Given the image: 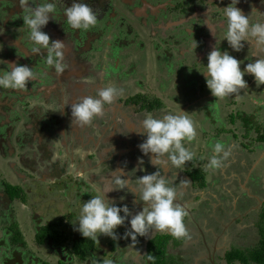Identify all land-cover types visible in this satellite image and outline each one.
Instances as JSON below:
<instances>
[{
  "label": "rangeland",
  "instance_id": "obj_1",
  "mask_svg": "<svg viewBox=\"0 0 264 264\" xmlns=\"http://www.w3.org/2000/svg\"><path fill=\"white\" fill-rule=\"evenodd\" d=\"M11 1L12 0H0V12H2L0 17V71L7 70L8 66L4 61L7 57L10 56V54H12L13 52H20V49L18 47L9 44V42L4 39V33L11 34L15 38H23V42L26 45H30L31 47L33 46L32 42L29 39V29L26 25H24V12L17 13L18 15L14 17V19H11L10 22H7V13L2 11V9L6 8L7 10V8L11 5ZM58 1L61 3V0L53 1L56 5V15L55 19L52 20L54 22H57L55 23L57 27L61 26V29L67 34L68 37L75 40V38L77 37V31L71 28V26L67 23L66 17L63 13V9L69 7V5L66 0H64L62 4H59ZM149 1L158 4L160 0ZM37 2H39V0H37ZM40 2H47V0H40ZM230 3L231 0H220L216 5L220 10L228 6ZM90 6L98 16L100 12V3H98V0H95ZM214 17L216 18V16ZM7 23H9L8 26ZM97 23H100L98 18ZM116 27L117 25H115V28ZM126 28V23L118 27L116 29L117 35L122 33ZM125 33L128 34L127 31H125ZM222 33L223 31L221 32L220 36L224 38L226 32H224V34ZM129 36H131V34ZM129 36L126 38V42L129 40ZM143 37L145 40H141L140 38H138L139 40L134 43L135 45L133 46V48L124 50H121L120 48L119 51L122 52V60H124L125 58H130V60H132L133 56L134 59H136L138 62H141V76H144V78L142 77L144 86L146 85V77H149V75H147V69L150 73L155 74L154 77H156L157 79L159 78L161 82H163V80H166L167 76L169 75L177 79V85L172 86L173 89H175L174 93H176L177 96L181 97L180 105H185L189 102L192 105V109L188 110L184 115L190 118L194 123V127L196 129V139L199 142V147H207L206 157H208V159L205 160L203 169H207L209 171L208 163L211 158L209 150L213 151V145L216 142H221L225 144L226 147L233 146L232 141L234 140V138L227 132L223 133V131L225 132V129L228 128V124L231 125V128L234 127V129H242V127L245 125H247L246 127L254 128V125L250 126L248 125V123L244 122V119H246L244 113V111H247L246 106H249V111H247L248 114L252 112L251 109L253 108L246 100L243 101L245 104L241 102L238 104V106L227 104V101H233L234 99L240 101L242 97L241 94H230L222 98H215L214 96H212L210 90L206 87L205 78H202V74L200 76L199 82L197 81V76L199 75L200 71H203L206 68L207 59L204 60L200 70H196L197 68H194L192 72L191 68L188 67L187 71L179 75V71L177 68H175V65H179L180 62L178 61L179 58L173 55L174 50L170 47H168L167 49L166 46L163 45L161 48L162 50H160L159 52L154 43H164V41L160 39V37H152L154 39L153 43L151 41L152 39L150 38V34H147V30L143 32ZM109 43L110 42H108V44ZM169 44L172 45V42L169 41ZM124 46L125 45H123V48ZM217 46L218 48H221V44L219 42L217 43ZM224 50H228L230 54L232 53V49L230 47L228 49L225 48ZM237 53L239 54L238 58L241 63V68L243 69L242 66L245 64L242 60L247 56L248 50L245 47L243 50ZM89 55L92 54L90 53ZM103 57L104 55L102 52V55L95 57L93 62L97 64L99 63L98 61L102 60ZM169 57L172 58V63H174L173 66L169 68V66L166 64L162 67L163 63L166 62ZM106 59L110 62V58L108 57L107 53ZM199 59L200 58L196 60V56H193V58H191L190 60V63H197ZM128 61L129 60H125L124 64L121 63L119 65L123 71H126V68L131 70V67H129L131 63L128 64ZM149 62H151V65L148 64ZM108 66L109 65H107V69ZM120 74L124 75L125 73L120 72ZM159 74L166 77L160 79L161 76H158ZM150 77L153 78L152 75ZM178 78H180L181 82L178 80ZM155 81L156 80H151V85H154ZM166 84H164V87L161 85L160 87L162 89H166ZM130 89L133 90V88ZM204 91L206 97L203 93ZM124 93H126L125 90ZM12 95H16V93L12 92ZM126 100H128V98ZM175 107H177V105ZM33 108L35 109V107ZM238 111H240V121L236 120ZM211 116L214 117L215 120H211ZM2 117L3 116H1L0 114V120L2 119ZM236 121L237 124L233 126ZM215 122H217V126H215ZM206 124H209V129L205 126ZM259 124L261 126L264 124V112L259 116ZM48 125L53 126L50 123L48 124L47 122H45V125H42V129H45ZM246 129L237 132H244L241 136L243 140H250L252 143L253 141L257 140V138H260V134L258 132ZM1 132H3V127L0 125V264H3L2 260L6 255H9L6 254L3 257L4 252L10 249L8 245L13 234V231L10 230V225L12 223H17L19 230L25 236V241L28 243V246L26 247H18L17 250L23 254V256H20V254L19 256L21 259H24V262L19 261L18 259L17 264H42L43 261L57 263L61 260H69L71 258H73L76 264H105V261H110L111 264H150V259L148 258L149 256L146 257L148 252V243L152 239V237L156 235V233L163 232L150 230L149 234L145 236L137 235L136 238L126 237L124 234L126 230L130 228V223L127 220L125 221L124 225L119 226L115 230L117 232L116 239L103 234H98L96 238V247L94 251L88 255L86 261L81 262L80 260L74 258V256H71L69 251H67L66 249L70 250L71 243L73 242L72 240L81 235L80 232L76 230L78 221H76L75 224L74 221L79 216L83 203L89 200L93 195L100 194L103 190L102 183L94 180H89V175H84V172H82L81 170V168H86L87 170H89L90 167L92 168L91 165L94 164L95 161H92L90 163L91 165H88L86 164L88 159L90 158L86 157L88 152L76 153L75 158H73L75 160L74 163L76 169L73 170V168L70 167L73 163V160L72 158L70 160L71 156L66 150L67 147H65V145L61 141L59 146V158L60 161L65 162L66 166H68L69 169H66V166L62 164L61 166L63 168V175H61L63 178H56L55 176L49 177L52 176V174L48 176L42 173V170L45 169V165H42L37 161L39 159L41 160V158H39V153L41 150L39 149L38 143L32 141V138L35 136V134L31 129L22 128L20 130L21 133L15 135L12 134L11 139H8L7 136L3 137ZM19 137H26V139H28V144L19 141ZM239 144L241 145L243 143L239 142ZM243 145H245V143ZM12 146L16 149V153H11ZM259 148L261 149V151L256 152L253 157L251 155L253 152L251 151L246 153L242 150H238V159L235 163L233 152H231L230 156L223 161L226 172L224 173L222 171L224 167H222V170L218 175L215 174V170L218 168H215L213 172L212 180H214V177L218 176L217 178H215L214 183L218 180L219 182H221V185H215L216 189L214 191L218 196V199H216L218 205L216 208H213L214 210H211V216L208 215V218L212 217L213 219H216L220 215L226 220V218L230 219L232 216L234 217V210L230 209L232 207V203L236 204L239 210L248 209V212L246 213L247 215L244 214L243 217H240V222L237 219H234V221H236V224H243L244 228H241L239 230V227L238 229H236V231H234L233 228H229V232H226V235H222L223 237L220 240L221 242L219 243L220 250L216 252L215 258H213L217 264H227L224 260L227 252L226 247L228 248V250L242 249V247L251 249L258 245L260 239L262 238L261 233L263 232L262 228L264 225H261V221L264 211L260 209V205L257 209L252 210V208L256 207L255 205H257V201L252 194L257 195L259 194V191H264V151L262 152V146ZM1 149L3 151H6V154H4ZM236 149L238 148L236 147ZM24 153L29 156L31 161H34L36 164H38L37 167H34V170L36 172H31L28 167L26 169L24 159L19 158L20 155H23ZM235 153L237 152L234 151V154ZM248 155L251 157L248 158ZM111 156H115V153ZM92 158H96V156H93ZM57 159L58 158H56L55 160ZM115 160L117 162L119 160V157L117 155L115 156ZM115 160H112L113 168L117 165V163H115ZM97 162L99 164L103 163L102 160H99ZM83 163H85L86 165H83ZM120 164L124 171L126 170L127 173L129 170L131 171V169L135 174L138 171L136 167L133 168L129 166L126 160L121 159ZM148 165L149 163H147L145 168H143V171H141L143 175L151 174L157 171L156 168ZM229 165H232L234 169L237 168L239 170V173H237L238 171L227 169ZM48 169L53 168L49 166L46 170ZM103 169L104 168H101L100 170ZM91 170L94 169L92 168ZM139 170H142V168H140ZM174 170H176V167H173L172 171ZM160 171L162 175L165 174V172H162L164 171L163 167L160 168ZM129 173L128 175H131ZM238 174H240V179L238 178L237 180H235L236 177L234 178V180L223 179L229 178L231 176H237ZM77 175H80L83 178H79L80 176L78 177ZM143 175H140L139 177ZM172 176L174 175L172 174ZM21 177H23L24 179ZM138 178H135L134 185L136 184ZM88 180L90 183H88ZM4 182H9L11 184H14L15 186H17V184H20L23 187L22 197L20 199L12 201L10 199V196L5 192L6 186ZM242 183H246V185L244 186ZM107 196L110 200H114V202L118 205H127L132 214H135L136 212L142 210L143 202L136 203V198L131 193L130 195H123L120 198H118L117 194L113 192L111 194L107 193ZM212 201H215V199H212ZM209 203L212 204V202ZM188 205L193 206V204ZM201 205L203 215L207 214L209 209L207 207L203 208V204H200V206ZM121 215H123V213H121ZM61 217L66 218L65 223L61 227V229L63 230L65 236L70 238V242L68 241L63 245L54 246L52 242L47 241L44 245H38L34 237L41 229V227L48 224L49 222H53L52 224H55V222H57L55 220H60ZM130 218L131 217H129V220ZM190 219V222L186 223L187 235L181 238H186L184 244L186 242H189V244L194 243L196 245V248L190 246L186 248L184 252L178 251L179 248L170 250V254L174 256H171V258L167 259V262L165 264H212V257L209 258V256L206 255V252L203 250L204 247H202V241L204 242V238L203 236H198V232L200 230H202V232L206 236L210 234L211 230H209V227L205 222L203 223L202 219L199 216L195 217L193 214ZM258 222L260 224H258ZM191 231L195 232V235H191ZM221 231H223V229L220 230V232ZM210 242L211 244L215 242L214 236H212L210 240L208 239V243ZM1 244L3 245L1 246ZM200 250H202L204 253ZM26 252H29L28 257H26ZM10 255L12 257L14 255V252L12 251ZM235 264L243 263H241L240 261H236Z\"/></svg>",
  "mask_w": 264,
  "mask_h": 264
},
{
  "label": "crops",
  "instance_id": "obj_2",
  "mask_svg": "<svg viewBox=\"0 0 264 264\" xmlns=\"http://www.w3.org/2000/svg\"><path fill=\"white\" fill-rule=\"evenodd\" d=\"M15 1L19 2V0H15ZM138 7L141 8L140 5H138ZM139 8L137 9V12H136L138 16H140L145 11V7H142L141 9ZM154 9L157 10L156 7H154ZM9 19H10V16H8V20ZM55 23L57 22H54L51 19L49 20L48 24L44 27L47 28V33L51 37L52 41L59 40L65 43L64 58L62 61L64 71L60 75H57L54 68H52L51 66L47 64L46 50L45 51L42 50V54H33L30 52L31 46L26 45L23 42V38H15L11 34H6V33L3 34L4 39L7 42H10L9 44L15 45L16 47L20 49L19 53L13 52L16 55H12L10 59L6 58L5 61L6 62L15 61L18 64L27 65L30 68H32L35 76L37 77L34 80V84L32 85V89H31L32 106L37 107V109L41 110L44 108L45 104H47V108L51 109L49 110L51 111L52 114H61V117H63L61 118L58 116L59 119L58 118L56 119V123L59 128L57 129L58 130L57 134L53 133L54 130L52 131L51 129H50L51 130L50 132H47L46 130L48 129L46 128L42 129V126L40 124H37L36 126L34 125L35 128L31 129L32 131L33 130L36 131V136L38 140L37 143H38L39 149L41 150V154L39 158L44 160L43 164H45L46 168L50 166L54 169V170L48 169L46 171L42 170V173H44L45 175L51 173L52 176H49V177L55 176L56 178H63L62 177L63 168L61 165L64 164V166H66V164L63 161H60V158H59V146H60L61 141L63 142L65 147H67L66 150L68 151V154H70L71 156L70 160L71 158L73 160L72 161L73 163L70 166L73 168V170L76 169V166L74 163L75 160L73 159L75 158L76 153L88 152V154H91L95 152L96 149L88 148L89 146L87 144V142L88 143L94 142V144L100 145L99 148H102V150L98 151L96 158H92L93 156H89L88 154L87 155L85 154L87 158L90 157L86 164L89 165L92 161L93 162L95 161V163L92 165L90 164L94 170H91L92 169L91 167L89 168V170L91 171L87 170L86 168H81L82 172H84V175L88 174L90 175L89 180H94L99 183H102L103 180L108 179V177L111 175V172L117 169V166H118V169L122 168L120 161L121 159H123V160H126L129 166L133 168L136 167V169H138L136 174L134 173L133 175V173H131V175H128L125 173L126 176H124V178L126 179H131V183L134 186L135 178H138L140 175H143L141 171H143V168H145L146 164L149 163L151 167L153 166L149 162V156L151 154L144 155L139 148V144L142 143L146 139L145 135H141L136 131V130H139L140 121L149 115H153L159 118L162 114L167 113V112H171L174 114L182 113L184 115L188 110L192 109V105L190 102L185 105L184 104L180 105L181 97L177 96V94L174 93L175 89H173L172 87L173 85H175L173 83L174 78L167 77L166 80H163V82H161L159 78L157 79L156 77H154L153 76L154 74L150 73L148 69H147V75H149V77H146L145 86H144V82L134 84L135 81H131L130 83L128 81L120 82L116 78L108 77L107 76L108 74L107 66L102 65V67H100L98 66L99 64L98 65L94 64L95 62L90 61L88 59L87 54L81 56V52L83 50L79 51L77 49V46H75L73 43L69 44L68 43L69 39H67V37L63 35V30L61 29V26L57 27ZM130 34L131 36H129ZM133 34L134 33L130 31L128 32V34H125L123 36V38H127L129 36V40L124 44L125 46L123 50L133 48V46L135 45L134 43L139 40L138 38H135L136 35H134V38H133ZM156 35L157 33L154 34V36ZM249 53L251 54L252 62L254 61V58L264 57V50L257 49L255 46H253L249 50ZM182 55H184L182 58H186L187 52L184 50ZM198 56L200 59L199 61H197V63H193V64L190 63L193 67V70L194 68H197L196 70L201 69V66L204 62V58L206 57V54L205 52L201 51L198 53ZM125 60H129L128 64L131 63L130 58L125 59ZM178 61L180 62L181 59H179ZM168 62H172V61H168ZM122 63L124 64V61ZM148 64L151 65V62H149ZM170 66H172V64ZM245 66L246 64L243 65L242 67L244 68ZM138 68H140V66H138ZM133 69L135 68L131 66V70ZM140 73H142V71H140ZM78 75L81 77L82 75H85V77L88 76L86 78L84 77V81H86L85 86L79 85L81 86L80 91L78 87L73 86L75 83L74 78L75 76H78ZM151 75L153 78L150 77ZM68 78L71 81L70 84L68 83L66 84L64 81ZM199 79H200V75L197 76L198 82H199ZM244 79L248 82V87L234 94H245V95H248L249 97H254V99H258L259 101L262 98H264V85H260V86L256 85L254 77L250 74H246L244 76ZM151 80H156L155 84L154 85L152 84L153 88H151V83H150ZM178 80L181 81L180 78H178ZM164 84H166V89H162L160 87V85L164 87ZM101 86L116 87L120 89V94L118 98L111 105L105 104L106 106L104 105L103 114L95 116L93 120L90 121L88 124H78L74 120L72 121V116L70 114V111L68 110L69 109L68 100H70V98L73 97L72 93H74V91L75 92L86 91L87 94H91L92 96H95L97 89ZM129 86H131L130 88H133V90L131 92H126L127 94L124 93L123 89ZM26 92L27 94H29L28 91ZM203 93L205 94V91ZM138 94H145L147 96H150V95L155 96L157 98L156 100L160 99L162 101V105L153 111H150L146 108H142L144 107V105L141 102H136L132 100L134 97H136V95L138 96ZM205 97H206V94H205ZM127 98L128 100H126ZM235 101L239 102V100L233 101V104L237 105ZM227 104L233 105L232 101H227ZM176 105L177 107H175ZM4 110L5 109L1 106V101H0V113L1 112L3 113ZM261 110L263 113L264 112L263 108L260 109L259 111L256 108L254 112L258 113ZM211 120H215V118L211 116ZM35 121L38 122L40 120L37 118V120ZM215 123H216L215 126H217V122ZM235 125L236 124L234 123L233 126ZM205 126L209 129V124L208 125L206 124ZM262 126H264V124ZM95 127L96 128L98 127L101 130H98L99 132H96ZM208 129H207V132H208ZM225 130L226 131L225 132L223 131V133L227 132L234 138V140L232 141L233 146H234L233 151H232L233 157H234V163L237 162V159H238V153H239L238 150H242L246 153L251 151L253 152L251 154L252 157L254 156V154H256V152L261 151L259 147L262 146L263 147L262 152L264 151L263 141L255 140L251 143L250 140H243L240 135L241 133H237L240 130V128L234 129V127L231 128V125L228 124V128ZM87 137L90 139L91 142L87 139ZM79 138L82 139L83 141L82 144H84V146H88L86 147V149H83V147L80 148L81 145L76 142V141L79 142L78 140ZM102 140H105V143L102 142ZM110 142H113L116 148L119 149L115 153V156L117 155L119 157V160L117 162L115 160V156H113L112 157L113 160H115V163H117L114 170L107 172L105 175H100L101 173L99 174V172H100L101 164H99L97 161L106 160V156H108V159H110L111 156L108 155V152L110 150H114L113 146L107 145V143H110ZM239 142L243 144L245 143V145L243 144L240 145ZM183 143L185 144V147L193 153V156L198 159V162H196L195 164V168L197 170L203 171L204 170L203 164L205 160L208 159V157H206L207 147L206 148L204 146L199 147V142L196 138L192 142L184 141ZM236 147L238 149H236ZM234 151L237 153L234 154ZM12 152L14 153L17 152L13 146H12ZM212 152L213 151L209 150L210 156H212ZM105 154L107 155L104 157ZM249 157L251 156L248 155V158ZM56 158H58L59 160L58 159L55 160ZM141 158L143 159V164L140 163ZM86 164L83 163V165H86ZM153 167L156 168L155 166ZM161 167L163 166H160V168ZM173 167L174 166L170 165L169 163V166L167 168L163 167L164 171L162 172H165L164 175H166L170 181H174L175 185L178 188H180L184 180H187V186L181 189V192L178 198L180 205L184 209L187 208L189 211L188 213L185 210L187 212L186 213L187 215L186 223L190 222L191 220L190 217L193 216V214L195 217L199 216L202 219L203 223L204 222L206 223V225L209 227V230H211L210 234L206 236L202 232V230H200L198 232V236L200 235L201 237L203 236L204 238V242L202 241V247H204L203 250L206 252V255H208L209 258L211 257L215 258L216 252L220 250L219 243L221 242L220 240L223 237L222 235H226L227 234L226 232H229V228L231 229L233 228L234 231H236V229H238L239 227H240L239 230L241 228H244L243 224L239 225V224L234 223L236 222L234 221V219H237L240 222L241 221L240 217H243V215L248 212V209L239 210L237 205L232 203V207L230 209L234 210V217L232 216L230 219L226 218V220L220 215L216 219H213L212 217L208 218V215L211 216V210H214L213 208H216L218 205L217 200H216L218 199V196L216 195L214 191L216 189L215 185H221V182H219L218 180L214 183L215 178H217L218 176L214 177L213 178L214 180H212L213 172L215 169L209 168V171L207 169L204 170L206 173L204 177L205 184L201 186V183H202L201 180H196L193 178L194 175H192L191 173L192 169L189 167L188 163H185L184 165H182L180 169L176 168V170L174 171H172ZM222 167H224V164H222L220 168L215 170L216 175L220 173V171L222 170ZM65 168L69 169L68 166H66ZM140 168H142V170H139ZM227 169L238 171L237 173H239V170L237 168L234 169L232 165L231 166L229 165ZM222 171L224 173L226 172L225 167ZM172 174L174 176H172ZM77 176L79 177L80 175H77ZM79 178H83V177L80 176ZM234 178L235 180H237L238 178L240 179V174H238L237 176H231L229 178H223V179L224 180H234ZM242 184L244 186L246 185V183H242ZM11 185H14V184H11ZM17 186L22 187L20 184H17ZM109 193L111 194L112 192H109ZM113 193L117 194L118 198L126 194L130 195V192H128L126 189L114 190ZM252 195L255 197V200L257 201V205H255L256 207H253L252 210L257 209L258 206L260 205V209L264 211V207H263L264 206V191L262 192L259 191V194L257 195L252 194ZM212 199H215V201H212ZM209 202H212V204H210ZM188 204H193V206H190ZM200 204H203V208L207 207L209 209L207 214L203 215L202 205L200 206ZM186 223H185V226L187 225ZM258 224L260 223L258 222ZM220 228H222L223 231L220 232V230H222ZM192 231H191V235H195V232H192ZM162 234L169 236L168 251H167V255L169 258H171V256H174L170 254V250L172 249L175 250L176 248H179L178 251L184 252V250L190 246L193 248H196V245L194 243L189 244V242H186L184 244L186 238H175L167 231L163 233L158 232L156 233L154 237L158 235H162ZM212 236H214V239H215V242L213 244H211V242L208 243V239L210 240ZM226 250L228 251L227 247H226Z\"/></svg>",
  "mask_w": 264,
  "mask_h": 264
},
{
  "label": "clouds",
  "instance_id": "obj_3",
  "mask_svg": "<svg viewBox=\"0 0 264 264\" xmlns=\"http://www.w3.org/2000/svg\"><path fill=\"white\" fill-rule=\"evenodd\" d=\"M239 2L240 0H231V3L223 8L225 19L218 24L211 21L204 24L214 37H217V27L223 28L226 24L224 40L226 39L233 51L243 50L246 43L264 50V21L257 19L255 23H250L249 15L237 7ZM19 4L25 13L23 21L29 29V39L33 45L30 52L42 54V50H46L47 64L54 68L57 75L62 74L65 43L59 40L50 42L49 34L42 30L50 19H55V3L53 0L47 2L19 0ZM209 11L210 9H207V15ZM63 13L67 23L75 30H87L97 23V13L84 0H73L70 7L63 9ZM197 46L198 42L194 39L191 48L196 49ZM4 62L8 68L0 71V87L23 91L30 81L37 78L32 68L27 65L15 61ZM200 73L204 76L212 96L222 98L248 87V82L244 79L246 74L254 77L256 85H264V57L254 58L253 62L247 63L242 69L239 59L228 50L214 46L207 55L206 68ZM119 94L120 89L116 87L101 86L95 96L84 95L78 98V102L71 105L72 121L88 124L94 116L102 115L104 105H111ZM136 131L146 136L139 144V148L144 155L151 154L149 162L157 171L139 177L134 186L131 179L124 178L123 168L111 172L108 179L102 181L104 184L102 192L83 203L80 214L74 221V224L78 221L76 230L83 237L96 239L98 234H103L116 239L115 230L124 225L126 220L130 223V228L124 234L126 237L145 236L150 230L167 231L175 238L187 235L184 223L186 212L178 199L181 189L187 186V180L178 188L174 181L161 174L160 166L167 168L170 163L180 169L193 159V153L183 142H191L196 138L194 123L182 113L167 112L159 118L153 115L146 116L140 121L139 130ZM232 147L234 146L226 147L225 144L216 142L208 167L220 168L223 161L230 156ZM140 163L143 164L142 158ZM123 189L135 196L136 203L143 202L142 210L132 214L127 205H118L108 198L107 193ZM105 264L111 262L105 261Z\"/></svg>",
  "mask_w": 264,
  "mask_h": 264
},
{
  "label": "flooded vegetation",
  "instance_id": "obj_4",
  "mask_svg": "<svg viewBox=\"0 0 264 264\" xmlns=\"http://www.w3.org/2000/svg\"><path fill=\"white\" fill-rule=\"evenodd\" d=\"M63 1H61V3L58 1V3L62 4ZM66 1L69 7L73 3V0H66ZM94 1L95 0H84V2L88 3L89 5H91ZM219 1L220 0H160L158 4H155L149 0H98V3H100V12L97 18L100 23H96L93 27L87 30H84V29L76 30L77 37L75 38V40L68 37L64 31H63V35L67 37V39H69L68 41L69 44L73 43L75 46H77V49L79 51L83 50L81 52V56L88 53L87 57L90 61H93L94 58L97 56H101L103 52L104 57L102 58V60L98 61L99 63H97V65L99 64L98 66L100 67H102V65H106V66L109 65L107 69L108 77L116 78L120 82L128 81L130 83L131 81H135L134 84H136V83H143V80L141 77L144 78V76L143 75L141 76V73H140V71H142L141 62H138L132 56L131 65H129V67L132 66L135 69L130 70L126 68L125 69L126 71H123L119 65L123 61H125V59L127 58L122 60V52L119 50L120 48L123 50V45L124 43H126V38H123V36L126 34L125 31L134 32L135 30L136 32L135 38H140L141 40H145L143 37V32L147 30V34H150L151 39L152 37L154 38L160 37V39L164 41V43L157 44V43H154L153 42L154 39H152L151 41L154 43L156 48H159V46L162 47L163 45H165L167 49L168 47H170L174 50L173 55L181 59L180 64L175 65V68L178 69L179 75H180L184 73L185 71H187L188 67L191 68L193 72V67L190 64V60L191 58H193V56H196V60H198L199 52L201 51L205 52L206 57L204 58V60H206L207 55L212 50V48L214 46L218 47L217 46L218 42L221 44V50H224L225 48L226 49L229 48L226 39L224 40V38L220 36L222 31H223L222 34H224V32L227 31L226 24L223 28L217 27V30H216L217 37H214L210 33L207 25L204 24L209 21H211L214 24H218L221 20L225 19L224 14H223V9L219 10L218 6L216 5ZM138 5H140L141 8L145 7V11L140 16H138L136 13L137 9L139 8ZM154 7H156L157 10H155ZM237 7L241 8L242 11L246 15L247 14L249 15L250 23H255L257 19L264 21V0H240ZM207 9H210L208 15H207ZM2 11L7 13L6 18L10 16V19L7 20V22H10L11 19H14V17L18 15L17 13L23 12V9L21 8L19 2L12 0L11 5L7 8V10L5 8V9H2ZM1 14L2 12H0V15ZM214 16H216V18ZM125 23L127 24V28L122 33L117 35L116 29ZM7 25H9V23H7ZM115 25H117L116 28H115ZM189 28L191 29L188 30ZM42 30L47 33L46 27H43ZM156 33L157 35L154 36V34ZM194 39L198 42V46L196 49L191 48V44ZM50 41L52 40L50 39ZM169 41L172 42V45L169 44ZM108 42L110 43L108 44ZM253 46L255 45L249 46L247 45V43L245 44V47L248 50V54L242 60L244 64L252 62V57H251V54L249 53V50ZM184 50L187 52L186 58H182L184 56L182 55ZM90 53L92 55H89ZM106 53L108 54V57L110 58V62L107 61L106 59ZM12 55H16V54L12 53L7 58L10 59ZM231 55L239 59L238 58L239 54L237 52H233V50H232ZM168 61H172V58L169 57V59H167L166 62L163 63L162 67L165 66L166 64L169 66V68L172 67L174 63L168 62ZM171 64L172 66H170ZM138 66H140V68H138ZM120 72L125 73V74L122 75L120 74ZM199 75L201 76V73H199ZM158 76H161L160 79L166 77V76L164 77L161 74H159ZM84 77L85 75H82V77L78 75V76H75L74 78L75 83L73 86L78 87L79 91L82 85L85 86L86 81H84ZM202 77L204 76L202 75ZM170 78H173V77L170 76ZM64 81L66 84L71 83L69 78ZM173 83L177 85V79L174 78ZM33 84H34V80L30 81L26 89L23 91L0 87L1 106L5 109L3 113L2 112L0 113L1 116H3L2 119L0 120V125L3 127V132H1L3 137L7 136L8 139H11L12 134L14 135L20 134L21 133L20 130L22 128L34 129L35 128L34 125L36 126L37 124H40L42 126V125H45V122L53 125V126L48 125L46 127V129H48L46 130L47 132L54 130L53 133H56V134L58 133L57 129L59 128L57 126L56 119L57 118L59 119V117H61V114H52L50 111L51 109L47 108V104H45L44 108L41 110L37 109V107H35V109L33 108L34 106H32V95H31V89H32ZM130 87L131 86L126 87L123 90H125L126 92H131L132 90L130 89ZM26 91H28L29 94H27ZM79 91L77 92L74 91V93H72L73 97H71L70 100H68V105H69L68 110L70 111V114H71V105L72 103L78 102V98L84 95L92 96L91 94H87L86 91H82V92H79ZM12 92H15L16 95H12ZM241 95H242L241 100L239 102L235 101L237 105L233 104V101L237 99H234L233 101L231 100L232 104L238 106L239 103L241 102L244 103L243 101L245 100L248 101L249 104L253 108L251 109L252 112L250 114L247 113V111H249V106H246L247 111H244V110L242 111H244L245 117H249L253 123L259 124V116L261 115L262 110L258 113L254 112V110L256 108L258 111L262 108L264 109V98H262L259 101L258 99H254V97H249L248 95H245V94H241ZM150 96H147L145 94H138L137 97L142 98V99L147 98L148 100L157 99L155 96H151V97ZM256 101H259V102H256ZM239 112L240 111H238V116L236 119L237 121H240ZM37 118L40 121L38 122L35 121L37 120ZM237 121L235 124H237ZM251 124L252 123H250V125ZM248 128L249 127H246L245 125L240 130L246 129V130L255 131L253 130L252 127L249 129ZM95 129H96V132H99L98 130H101L98 127L97 128L95 127ZM32 132H34L35 134V136L32 138V141L38 142L36 131L33 130ZM243 133H241L240 135L242 136ZM87 139L90 141L88 137ZM78 140L79 142L78 141L76 142L81 145L80 148L83 147V149H86V147L89 146L88 148L96 149L95 152L89 154V156H96L98 154V151L102 150V148H99L100 145H96L94 144V142L93 143L87 142L88 146H84V144H82L83 142L82 139L79 138ZM19 141H21L22 143L28 144L27 143L28 139H26V137L25 138L19 137ZM102 142L105 143V140H102ZM107 145L114 147V150H110L108 152L109 156H111L112 154L116 153L117 150H119L116 148L113 142L107 143ZM2 152L6 154V151L2 150ZM11 153L13 154L14 152H12L11 150ZM39 154H41V151ZM106 155L107 154H105L104 157ZM112 157L113 156H111L110 159H108V156H106V160L102 161L103 163L101 164L100 169L101 168H104V169L100 170L99 172V174L101 173L100 175H105L107 172L112 171V169L115 168V167L113 168V165H112V160H113ZM19 158L24 159L26 169L28 167L29 170H31V172L33 173L36 172L34 170V167H37L38 164H36L34 161H31L27 154L24 153L23 155H20ZM37 161L38 163L45 165L43 164L44 160L39 159ZM46 169L47 168L45 166L44 171H46ZM125 173L128 174L126 170H125ZM131 173L134 174V172H132V169L129 174ZM50 174L51 173L47 175L49 176ZM89 178H90V175H89ZM8 183L9 182L7 183L4 182L6 186V189H5L6 193H7ZM88 183H90L89 180H88ZM102 186L104 189V184H102ZM111 192H114V191H111ZM2 245L3 244H1V246ZM4 255H5V252H4Z\"/></svg>",
  "mask_w": 264,
  "mask_h": 264
},
{
  "label": "trees",
  "instance_id": "obj_5",
  "mask_svg": "<svg viewBox=\"0 0 264 264\" xmlns=\"http://www.w3.org/2000/svg\"><path fill=\"white\" fill-rule=\"evenodd\" d=\"M63 1V0H61ZM135 35V30H134ZM162 47L159 46L158 51ZM132 100L136 102H141L144 107L150 111H153L157 108H159L162 103L160 99L158 100H148L145 98H139L134 97ZM245 123H252L250 126L254 125V130L260 134V138H257V140H261L264 142V126H261L260 124H253L251 119L249 117H246L244 119ZM247 126V125H246ZM198 162V159L193 156V159L189 162H187L190 167L192 168V175L194 179L201 180V186L205 184L204 177H205V171L203 170H197L195 168V164ZM7 193L10 196V199L12 201H15L17 199H20L22 197L23 188L20 186H15L11 184H7ZM186 212V211H185ZM187 213V212H186ZM186 216L184 217V223H186ZM65 217H61L60 220H55V224H52L49 222L46 225H43L41 229L37 232L34 239L36 240L38 245H44L47 241L52 242L53 245H63L65 242H70V238L66 237L61 227L65 223ZM261 225H264V214L262 216ZM263 232L261 233L262 238L259 241V244L251 249L243 248L242 249H231L226 252V255L224 257V260L227 264H235L236 261H240L243 264H264V226H263ZM10 230L13 231V234L9 241V247L8 251L5 252L9 255H3L4 259L2 260L3 264H17L18 259L19 261L24 262V259H21L20 256H23L21 252H19L17 249L18 247H26L28 246V243L25 241V236L21 231L19 230L17 223H12L10 225ZM172 237V236H171ZM168 238L167 235H158L150 240L148 243V253L147 256L152 257L150 259V264H165L167 262V259H169L167 255V249H168ZM71 248L66 249L69 251L71 256H74L77 260H80L81 262L86 261L89 254H91L95 247L97 240L96 239H90L83 237L80 235L76 239L72 240ZM69 246V245H68ZM64 247V246H63ZM14 252V255L11 257V252ZM29 253V252H28ZM28 253L26 252V257H28ZM20 254V256H19ZM25 256V255H24ZM148 257V258H149ZM21 262V263H22ZM42 264H76L73 258L69 260H61L57 263H52L49 261H43ZM219 264V263H218Z\"/></svg>",
  "mask_w": 264,
  "mask_h": 264
},
{
  "label": "water",
  "instance_id": "obj_6",
  "mask_svg": "<svg viewBox=\"0 0 264 264\" xmlns=\"http://www.w3.org/2000/svg\"><path fill=\"white\" fill-rule=\"evenodd\" d=\"M185 210H186L187 212H189L187 208H186ZM212 264H216V262L213 260V258H212Z\"/></svg>",
  "mask_w": 264,
  "mask_h": 264
}]
</instances>
